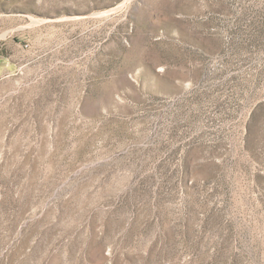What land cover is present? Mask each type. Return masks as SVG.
Here are the masks:
<instances>
[{
    "label": "rangeland",
    "instance_id": "374dc122",
    "mask_svg": "<svg viewBox=\"0 0 264 264\" xmlns=\"http://www.w3.org/2000/svg\"><path fill=\"white\" fill-rule=\"evenodd\" d=\"M0 264H264V0H0Z\"/></svg>",
    "mask_w": 264,
    "mask_h": 264
}]
</instances>
